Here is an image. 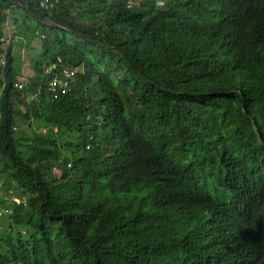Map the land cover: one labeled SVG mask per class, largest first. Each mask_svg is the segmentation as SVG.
Returning <instances> with one entry per match:
<instances>
[{
	"label": "trees",
	"instance_id": "16d2710c",
	"mask_svg": "<svg viewBox=\"0 0 264 264\" xmlns=\"http://www.w3.org/2000/svg\"><path fill=\"white\" fill-rule=\"evenodd\" d=\"M237 1L0 0L19 46L41 41L23 90L18 46L0 68L2 180L27 201L0 215V264H227L242 252L243 233L222 242V220L184 243L188 215L170 207L208 182L218 218L246 164L259 201L244 213L264 219V26ZM48 60L74 68L57 98Z\"/></svg>",
	"mask_w": 264,
	"mask_h": 264
},
{
	"label": "clouds",
	"instance_id": "9594fccd",
	"mask_svg": "<svg viewBox=\"0 0 264 264\" xmlns=\"http://www.w3.org/2000/svg\"><path fill=\"white\" fill-rule=\"evenodd\" d=\"M39 1L38 5L40 6ZM52 1L53 4L48 8L40 7L50 10L59 2V0L57 2ZM248 1L238 0L234 7L244 16L250 26L259 29L264 26V0H255L250 5H248ZM6 11L10 13L8 10ZM9 18L10 16H5L0 21V68L5 65L8 52L14 54L18 46L20 54H22L25 49L23 41L19 46L14 27H8ZM35 32L38 33L39 30L36 29ZM34 53L35 50H32L31 54ZM30 66L32 68L31 64ZM20 70L22 71L21 67ZM65 71H68L69 75H66ZM42 75L50 76L47 81V90L53 98H57L71 88L74 68L64 65L58 66L55 61L48 60L43 64ZM21 76H18L14 82V86L19 90H23L27 82V80L19 78ZM54 78H64L66 82L62 86L58 85L57 82L56 87L52 89L51 81ZM16 105H19L18 102ZM13 127L15 128V126ZM148 160V165L145 164V168L149 170L154 161V156H150ZM66 165L69 167L70 162H67ZM52 170L54 174H59L61 167L55 165ZM231 173L234 179L231 180L230 188L224 195L230 201V204H223L226 211L218 218L214 215L216 212L215 194L208 182H205V185H198L193 188L178 189L173 194L170 198V207L177 212H184L188 215L187 222L180 227V238L184 243L190 240L198 241L201 239L204 229L210 233L214 224L222 220L224 222L220 226L224 234L222 242L235 240L238 238L237 235L241 233L244 237L243 241H240L242 252L235 258L228 260L227 264H264V219L252 218L244 213L248 208L256 206L257 209L258 207L259 190L253 182L256 173L246 164L239 171L231 170ZM3 174L0 170V215L11 212L12 203L22 202L21 200L24 204L27 202L25 194L22 197L19 196L21 187L15 183L7 184L3 182ZM158 243L161 242L158 240L152 244L157 245Z\"/></svg>",
	"mask_w": 264,
	"mask_h": 264
},
{
	"label": "rangeland",
	"instance_id": "374dc122",
	"mask_svg": "<svg viewBox=\"0 0 264 264\" xmlns=\"http://www.w3.org/2000/svg\"><path fill=\"white\" fill-rule=\"evenodd\" d=\"M133 2H137V0H132ZM164 0H158V4H162ZM15 29H17L16 23H14L10 18L8 19V27H14ZM23 44L25 46V49L23 50V53L21 54L22 56H20V60H21V64L20 67L22 69V76L19 78H22L24 80H27V76L29 75H33V70L30 66L29 63V52L31 53L32 50H36L37 47H40L41 45V41L39 39V37H34L32 38L30 41L28 40H23ZM27 48V49H26ZM19 104V103H18Z\"/></svg>",
	"mask_w": 264,
	"mask_h": 264
},
{
	"label": "built area",
	"instance_id": "2783aa9c",
	"mask_svg": "<svg viewBox=\"0 0 264 264\" xmlns=\"http://www.w3.org/2000/svg\"><path fill=\"white\" fill-rule=\"evenodd\" d=\"M54 1L57 2L58 0H54ZM39 4H40V6H42L44 8H48L49 6H51L53 4V1L52 0H40ZM65 74L69 75V72L65 71ZM57 82H58V85L62 86L66 82V80L64 78L63 79L54 78L51 81V88L52 89H54L56 87Z\"/></svg>",
	"mask_w": 264,
	"mask_h": 264
}]
</instances>
